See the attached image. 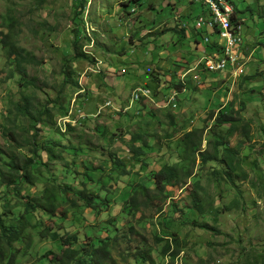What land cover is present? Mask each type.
Returning a JSON list of instances; mask_svg holds the SVG:
<instances>
[{"label":"rangeland","instance_id":"1","mask_svg":"<svg viewBox=\"0 0 264 264\" xmlns=\"http://www.w3.org/2000/svg\"><path fill=\"white\" fill-rule=\"evenodd\" d=\"M121 1L88 0L83 21L78 26L84 33L79 42L85 54L102 61L99 69L105 72L100 76L108 86L109 95L122 107H128L132 114L107 111L88 119L85 124L69 127L62 135L56 132L55 123L65 126L69 122L53 102L60 97L63 107L69 108L71 98L80 90L81 77L92 74L88 71L90 74L85 77L83 72L77 75L75 64L86 61L80 59L70 64L74 70L70 81L64 79V64L73 55L77 27L74 18L79 1L0 0V45L7 38L13 52L12 57H8L5 46L0 47V150L3 152L0 174H6L5 164L12 158L32 156L35 130L31 116L39 119L41 110L49 105L51 116L42 117L45 121L51 119L48 124L37 123L39 131L34 138L38 144L45 140L59 141L61 145L52 148V154L59 157L44 154L46 165L32 169L38 183L25 185L23 195L43 191L50 186L48 178L58 177V184L71 188L61 208H67L71 201L82 206L64 219L42 213L44 225L41 227L40 223L32 228L33 246L28 254H19L16 264H59L54 258L61 247L72 243L80 248L86 244L75 241L76 234L106 236L105 222L113 219L114 223V218H120V204L114 200L125 199L123 193L127 188L132 190L137 183L151 188V193L156 192L153 173L175 162L191 171L192 177L180 184H168L161 198L153 199L149 206L120 223L112 233L109 263L251 264L264 256V16H261L264 0H230L243 20V35L247 41L244 64L239 74L229 75V71L219 70L210 77L198 64L204 54L197 58L200 52L194 51L190 44L194 24L198 16L203 15L199 3L126 0L124 6ZM165 1L171 4L166 5ZM185 10L186 16L181 14ZM188 25L192 29L186 27ZM199 31L200 36L207 35ZM209 34L212 40L219 39L218 34ZM153 62L155 68H151ZM93 63L89 62V67ZM111 65L114 71L120 72H109ZM13 66H18L14 81L8 78ZM171 66L174 70L169 68ZM194 67V71L186 74ZM147 68L152 71L162 68L160 75L169 68L167 72L174 74L172 83H167L170 87L159 89L158 104H162V100L166 102L171 91L180 93L175 104L161 109L151 101L144 102L145 112L137 114L138 101L132 100L134 87L153 88L156 84ZM123 69L128 73H121ZM196 75H200V80L195 79ZM178 83L183 84L181 90ZM83 96L80 95L77 103L85 109ZM24 103L29 105L31 114L16 109L17 104L24 106ZM76 111L77 106L72 118L79 113ZM95 112L96 107L92 113ZM221 112L249 121L251 139L247 140L238 131L228 137L229 125L219 126L216 120ZM8 129L21 134L19 144L23 147H18L5 135ZM195 129L203 132L202 150L211 151L207 142L213 146L214 137H221L240 150L242 163L234 182L226 178L219 180L216 174L221 173L222 178L225 173L220 167L212 171L210 163L201 165L198 154L184 150V135ZM118 160L123 167L117 166ZM195 180L200 181V187L207 192L208 204L203 216L192 214L190 193ZM82 193H107L114 203L108 202L109 206L101 209L102 213L92 214L84 207L85 201L78 197ZM184 216L206 223L208 228L198 229L183 223ZM35 222L36 217L32 224ZM44 228L55 232L59 240L40 235ZM169 233H174L180 242L181 252L175 259L171 258V252L163 253ZM156 236L163 241L157 242Z\"/></svg>","mask_w":264,"mask_h":264},{"label":"trees","instance_id":"2","mask_svg":"<svg viewBox=\"0 0 264 264\" xmlns=\"http://www.w3.org/2000/svg\"><path fill=\"white\" fill-rule=\"evenodd\" d=\"M79 6L76 11L74 21L77 24L74 40H73V55L66 60L64 66V73L67 81L72 77L71 75L74 73L72 70L71 63L76 62L77 60L83 59L89 62H95V57L89 56L85 54L82 50V46L80 45L79 38L84 33L81 28L78 27L81 25L83 21L82 14L85 11L88 0H78ZM130 1V0H129ZM138 2L139 0H135ZM128 2V1H127ZM125 3V4H123ZM121 5L126 6L125 0L121 1ZM135 9H133L134 11ZM129 14V13H128ZM261 16H264V12ZM124 17V15H122ZM241 21V18H238ZM233 20L236 21V18L233 17ZM196 31H199L198 29ZM201 31L207 32L206 34L211 38V43H208L207 46L215 47L214 40H212V36H210V32L212 34H216V30L213 29H204ZM183 32V30H182ZM200 32V31H199ZM202 33V32H200ZM205 37V36H203ZM1 46H5L7 50L8 57H12L13 52L10 46V42L7 38H4ZM18 61L15 62V64ZM18 67V66H15ZM13 66L11 69L9 79L14 81V76H16V69ZM155 79V78H154ZM152 79V80H154ZM70 81V80H69ZM155 86L148 88H152L153 95L158 97L159 89L161 88V84L157 80H155ZM169 82L163 81V87L168 86ZM182 83H178V89L181 90ZM177 88V87H176ZM63 101L60 100V97L55 99L54 107L58 106L60 112L62 114H66L67 109L65 105L63 107ZM61 103V104H60ZM25 104V103H24ZM16 109L19 112L24 114H31V110L27 103L24 106L16 105ZM51 108L49 105L44 106L41 110V116L39 119H35L34 116H31L34 121L32 124V128L35 130L34 135H32L33 148H32V156L28 158H19L14 157L5 164L7 168V172L5 175L0 174V264H16L17 258L21 252L24 254H28L33 246L32 228L37 227L41 223V227L44 225V222H41V214H46L50 217H59L64 219L68 216V214L72 211H77L80 206H78L74 201H71L67 208L62 209L61 203H65L66 199L71 194V188L65 185L58 184V177H50L47 182L48 185L43 191L38 192L37 194L23 195L25 192V185L35 186L38 183L35 172L32 169H36L37 166L46 165L47 162L44 160V154H49L52 158H58V155L52 154L53 145L60 146V142L45 140L42 143L38 144L35 136H38L39 129L37 128V123L42 122L44 124H48V120H43L42 116L50 115ZM218 125H229L227 128V136L230 137L234 133L238 131V134L245 137L247 140L251 139L250 136V122L245 120L244 117L241 118L238 116H233L232 114H226L221 112L220 115L216 118ZM56 132L60 134H64L58 125H56ZM71 128L70 124L68 128ZM67 128V129H68ZM7 134H5L8 138H12V142L18 145V147H23L19 143V137L21 138V134L15 133L12 129L7 130ZM63 132V133H62ZM27 133V132H26ZM203 132L198 129L191 130L187 132L182 139V146L184 150L190 151L191 153L198 154L201 165H206L210 163L212 167V171H214L217 167H220L222 171H224V176L221 178L220 173L216 174L219 176V180L224 181L223 178L228 179L231 182H234V177L237 169L239 168L242 160L240 157V150L236 147H231L230 144L225 141L221 137H214L213 146L209 141L207 142L208 149L202 150V146L204 144L203 140ZM63 146V145H62ZM64 147V146H63ZM47 149V150H46ZM238 151V152H237ZM61 152H59L60 154ZM3 152L0 150V157ZM40 157V158H39ZM118 159V158H117ZM120 160L116 161L117 166H124ZM115 165V164H114ZM217 171V170H215ZM91 177V176H90ZM192 177V172L186 170L181 167L178 162L173 163L172 165H164L159 170H156L153 173L154 181V191L145 185L137 183L132 190L126 189V192L123 193V196L126 197L122 200L115 199L114 202L116 204H120V208H118L120 218H114L115 222L113 223V219L103 226V229L107 232L106 236H88L87 234L81 235L80 233L76 234L74 237L77 242H85L82 247L77 248L76 246H72L70 243L68 247H61V252L58 256L54 258V262H58L59 264H110L109 261L112 257L111 244L113 231L117 230V227L120 223L128 219L129 216H133V213H137L141 211L143 208L149 206L150 202L155 198H161L160 196L164 195V190L168 184H180L183 181H187ZM218 181V182H221ZM127 194V196H125ZM191 196H192V214L203 216L206 214V205L207 201V192L200 187V181L195 180L193 182L191 188ZM10 195H13L10 197ZM15 197V198H14ZM85 201L84 207L90 209L92 214L102 213V210H105L106 206H109L108 202L112 199L108 196L107 193L104 195H86L84 193L81 196H78ZM165 196H163V200ZM105 200L106 203H103ZM113 202V203H114ZM60 203V204H59ZM105 205V206H104ZM104 206V207H103ZM82 206L80 207L81 210ZM102 209V210H101ZM36 217L37 222L32 224V220ZM216 220V219H215ZM182 222L186 224H191L195 228L205 229L208 228L206 223H200L197 219H191L190 217H183ZM113 225V226H111ZM40 235L43 237H51L54 241H58L59 237L55 232H52L49 229H45L40 231ZM169 239H166V244L163 246V253L167 254L169 252L172 259H175L180 252L181 248L180 242L177 237H175L174 233H169ZM87 238V241H83ZM172 238V241L170 239ZM157 242H162L163 238L156 236ZM72 244V245H71ZM173 247V248H172ZM142 257H145L142 256ZM260 261H262L260 263ZM264 264V256L260 258H256L253 260L251 264Z\"/></svg>","mask_w":264,"mask_h":264},{"label":"crops","instance_id":"3","mask_svg":"<svg viewBox=\"0 0 264 264\" xmlns=\"http://www.w3.org/2000/svg\"><path fill=\"white\" fill-rule=\"evenodd\" d=\"M185 1H190L191 3L192 2H195L194 0H185ZM190 3V4H191ZM196 3V2H195ZM165 4L166 5H169V4H171V3H169L168 1L166 2L165 1ZM176 8V7H175ZM188 8H190V7H188ZM188 10V9H187ZM187 10H185V11H182V13L181 14H185V16L187 15ZM200 13V12H199ZM202 13H204V8H203V11H202ZM239 16V15H238ZM241 17V16H240ZM239 18V17H238ZM195 25V24H194ZM186 27H189L190 29H192V27H191V25H188V26H186ZM206 29V28H205ZM178 32V31H177ZM192 34H193V36H192V41L190 42V44H193L192 45V49L194 50V51H197L198 53H199V55H197V58H199V56H201V53L202 54H205V52H211V47H209V46H207V44H206V42L203 40V34H201L202 36H200L199 34H200V32L199 31H196V28L194 27L193 29H192ZM202 37V38H201ZM151 59L152 60H154V59H156V58H154V57H151ZM195 59V58H194ZM204 60L202 59V62H203ZM150 62H152V61H150ZM164 62V61H163ZM193 62V61H192ZM89 62H87V61H79L77 64H75V66L74 67H77L78 68V73H77V75H79V74H81V72H83L82 74L84 75V77H85V75H87L89 72H88V70H89V68H91L92 70L93 69H95V72H93V71H91V69L89 70V71H91L90 73H92L89 77H87V78H83V77H81V79L79 80L80 81V84H81V86L84 88V89H86V92H85V94H84V96L83 97H85L84 98V104H83V106H84V110L87 112V113H89V115H92V112L95 110V107L97 108V106L99 105V104H101V103H103V102H105V101H107V100H111L112 101V106H110V107H108V108H106L105 109V111H104V113H106L107 111H111V112H128V110H126V111H117V109L119 110V108L120 107H122L119 103H117L116 101H115V97H112V96H110L111 94L109 93V89H108V86L106 85V83L101 79L102 77L101 76H103L104 75V72L105 71H103L102 69H99V66H101L102 65V61L100 60V59H98V57H96V63H95V65L94 64H91V66L92 67H89ZM194 63H192V65H193ZM150 65H151V68L152 67H156L155 65H154V62H153V64L152 63H150ZM172 66H174L175 64L174 63H172L171 64ZM169 67V68H173V70H174V67ZM98 68V70H96ZM114 67H113V65H111V66H109L108 67V71L109 72H120V70H115L114 71V69H113ZM166 69V71H164V74H162V75H164V79L163 80H161V77H162V75H160V73H161V70H162V72H163V69L161 68H159V70H155V69H153V71L152 70H150V69H148L147 68V72L148 73H150L151 75H152V77H153V81L154 82H156L155 80H157V78H158V81L160 82V84H161V88H163V81H167V82H171L172 81V75H174V74H171L170 72H167V71H169L170 69ZM184 68V67H183ZM89 73V74H90ZM121 73H124V74H127L128 73V71H126V69H123L122 70V72ZM180 74H181V72H180ZM180 74L178 75V76H180ZM101 75V76H100ZM206 75L208 76V77H210V74H208V73H206ZM100 76V77H99ZM157 83V82H156ZM138 86V85H137ZM136 86V87H137ZM147 86V85H146ZM135 88V87H134ZM110 94V95H109ZM160 97V96H159ZM159 97H156V99H158ZM175 97V96H174ZM161 99V98H160ZM174 98H172L171 99V101H170V104H174L173 102H174ZM144 102H149V101H147L146 99H141L140 101H138V104L136 105V111H137V114H138V112H140V114L142 113H144L145 112V103ZM164 102V101H163ZM156 106V105H155ZM129 114H132V113H130V112H128ZM140 117V116H139ZM92 118V116H89L85 121H84V124L86 123V122H89V120ZM89 119V120H88ZM88 120V121H87ZM92 120H94V119H92Z\"/></svg>","mask_w":264,"mask_h":264},{"label":"built area","instance_id":"4","mask_svg":"<svg viewBox=\"0 0 264 264\" xmlns=\"http://www.w3.org/2000/svg\"><path fill=\"white\" fill-rule=\"evenodd\" d=\"M128 1V0H127ZM197 3L201 4L204 8L203 15L198 16L195 22V27L198 30L213 29L218 32V43H214L216 46L211 48L212 60L203 61V70L208 74L217 73L219 70L229 71V75H233V72L237 71V60L244 59V55H237L233 52V44L238 38H245L243 35V20L239 21L238 14L235 11L219 10V3L216 5H209L206 2H200L195 0ZM230 0H220V2H229ZM236 18V21L233 20ZM204 41L208 44L209 36L205 35ZM229 49L232 50V59L229 63L221 62V50ZM200 80V75L197 77ZM184 90V89H183ZM149 88H145V92H151ZM143 93V92H141ZM140 93V98H141ZM102 105H108L102 104ZM100 112H97L99 114ZM78 114H82V118L86 117V112L81 108Z\"/></svg>","mask_w":264,"mask_h":264},{"label":"bare ground","instance_id":"5","mask_svg":"<svg viewBox=\"0 0 264 264\" xmlns=\"http://www.w3.org/2000/svg\"><path fill=\"white\" fill-rule=\"evenodd\" d=\"M200 2H206L207 4L209 5H216L219 3V10H227V11H235V5L234 3L232 2H220V0H199ZM216 32V35L218 34L217 31ZM209 42L211 43V38L209 37ZM214 43H218V40L214 41ZM246 39L245 38H238L235 43L233 44V52L234 53H237V55H243L244 53V48L246 46ZM202 59L204 61H211L212 60V53H205L204 55H202V57L199 59L198 61V64L201 68H203V62H202ZM232 59V50H229V49H222L221 50V62L222 63H229L230 60ZM243 64H244V59H240V62L239 60H237V71L233 72V74H239L241 72V69L243 67ZM195 70V67L191 70H187L186 71V74H188L189 72L191 71H194ZM197 77L198 75L195 76V79L197 80ZM145 88L144 86H137L134 91H133V94H132V100H141L143 97L144 98H147V99H150L153 101V103L158 106L159 108H163V107H167L168 105H170V101L172 98H174V102H176V97L178 96V94L180 93L178 90H173L169 93L168 97H167V100L166 102H163L162 100V104H158L156 101L157 100H154L153 97H152V91L151 92H145ZM84 90H80L78 92H76L73 96V98L71 99V104H70V107L67 109V113L65 114V120L66 122H69L67 123L65 126H61L59 125L58 123V127L62 130V131H66V129L68 128V125L70 124L71 126H75L77 124H81L83 121H85L87 118H82V114L80 115L79 117V114H76V115H73V118L71 117L72 116V113H73V109H75V107L77 106V111L76 112H80L81 111V105H78L77 101H78V98H79V95L81 93H83ZM143 92V93H141ZM140 93H141V98H140ZM175 96V97H174ZM108 105H102V104H107ZM102 104L98 105L97 107V110L94 114H92V117H97L99 116L100 114H102L106 108L112 106V102L110 100H107L105 102H103ZM175 104V103H174ZM120 110V108H119ZM117 109V111H119ZM97 112H100L99 114H97ZM64 116V115H63ZM63 116H60V117H63ZM59 117V118H60ZM86 117H89V115L86 113Z\"/></svg>","mask_w":264,"mask_h":264},{"label":"clouds","instance_id":"6","mask_svg":"<svg viewBox=\"0 0 264 264\" xmlns=\"http://www.w3.org/2000/svg\"><path fill=\"white\" fill-rule=\"evenodd\" d=\"M125 1H126V0H125ZM128 1H129V0H128ZM194 1H195V0H194ZM199 5H201V4H199ZM194 27H195V25H194ZM195 28H196V27H195ZM203 40H204V37H203ZM206 44H207V43H206ZM95 59H96V58H95ZM95 63H96V61H95ZM93 64H94V63H93ZM94 65H95V64H94ZM92 66H93V65H92ZM92 66H91V67H92ZM90 69H91V68H89V70H90ZM89 70H88V71H89ZM96 70H98V68H97ZM91 71L95 72V69H93V70L91 69ZM79 85L81 86L80 82H79ZM145 87H147V86H145ZM135 88H136V87H135ZM135 88H134V89H135ZM147 88H148V87H147ZM82 89L84 90V92L81 93V94L84 95L85 92H86V89H84V88L81 86V87H80V90H82ZM134 89H133V91H134ZM149 89L152 90V88H149ZM80 90H79V91H80ZM81 94H80V95H81ZM80 95H79V98H81ZM70 96H71V95H70ZM73 96H74V95H73ZM152 97H153L154 100H158V99H156V97L153 95V91H152ZM72 98H73V97H72ZM72 98H71V99H72ZM82 98H85V97H82ZM142 99H146L147 101H151V102H153L152 100L147 99V98H144V97H143ZM110 101H111V100H110ZM139 101H140V100H139ZM70 102H71V100H70ZM111 102H112V101H111ZM69 104H70V103H69ZM101 104H102V103H101ZM80 105H81V107H82V104H80ZM99 105H100V104H99ZM97 107H98V106H97ZM129 107H130V106H129ZM67 109H68V108H67ZM127 109H128V107H120V110H119V111H126ZM160 109H161V108H160ZM83 110H84V109H83ZM96 110H97V108H96ZM84 111H85V110H84ZM85 112H86V111H85ZM66 113H67V112H66ZM86 113H87V112H86ZM103 113H104V112H103ZM103 113H102V114H103ZM87 114H88V113H87ZM92 114H94V113H92ZM88 115H89V114H88ZM100 115H101V114H100ZM89 116H92V115H89ZM97 117H98V116H97ZM93 118H94V117H93ZM95 118H96V117H95ZM83 122H84V121H83ZM83 122H82V123H83ZM82 123L79 124V125H82ZM70 126H71V125H70Z\"/></svg>","mask_w":264,"mask_h":264}]
</instances>
